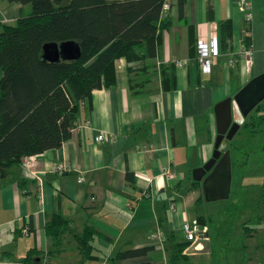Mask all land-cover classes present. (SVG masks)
Here are the masks:
<instances>
[{
	"label": "crops",
	"instance_id": "crops-1",
	"mask_svg": "<svg viewBox=\"0 0 264 264\" xmlns=\"http://www.w3.org/2000/svg\"><path fill=\"white\" fill-rule=\"evenodd\" d=\"M250 1L253 16L246 20L234 0H163L170 25L155 57L117 60L115 85L93 90L90 103L80 105L69 140L30 156L27 169L20 164L0 172V264H25L28 253L33 264H169L173 244L185 241L179 233L190 220L188 208L202 202L196 200L203 197L206 174L195 181L192 172L211 158L214 106L264 72V0ZM28 12V5L0 0V29ZM224 20L231 22L228 48L220 41ZM245 36L248 64L241 52ZM212 37L220 53L204 74L196 44ZM166 66L174 68V87L164 90L160 69ZM98 134L103 139L97 142ZM58 162L69 170L54 172ZM55 214L67 220L58 241L45 232ZM85 229L94 232L92 258L83 257L76 239ZM156 232L164 243L151 238ZM145 247L146 254L115 259L118 252ZM198 256L190 253L179 264L197 263Z\"/></svg>",
	"mask_w": 264,
	"mask_h": 264
},
{
	"label": "trees",
	"instance_id": "trees-1",
	"mask_svg": "<svg viewBox=\"0 0 264 264\" xmlns=\"http://www.w3.org/2000/svg\"><path fill=\"white\" fill-rule=\"evenodd\" d=\"M8 1L28 5L29 12L21 13L15 25L0 29V172L20 165L25 157L60 148L71 137L79 107L90 103L92 91L115 85V62L155 57L162 32L170 25L163 16V0ZM208 12L210 15V6ZM220 32L221 47H230L229 20L221 22ZM65 41L79 45L77 60L48 62L42 58L44 44ZM243 42L249 46V37ZM160 71L162 89L173 88L174 68L161 67ZM253 111L259 115L250 123L264 124V103ZM248 122L242 127L251 126ZM191 183L194 188L200 184ZM196 221L204 224L205 218L197 216ZM66 227L67 220L55 214L46 222L45 232L58 241ZM93 235L90 229L76 235L85 258H92ZM188 243L173 244L169 264L188 258ZM148 251V247L130 249L118 252L115 259ZM32 261L33 255L28 253L24 262Z\"/></svg>",
	"mask_w": 264,
	"mask_h": 264
},
{
	"label": "rangeland",
	"instance_id": "rangeland-1",
	"mask_svg": "<svg viewBox=\"0 0 264 264\" xmlns=\"http://www.w3.org/2000/svg\"><path fill=\"white\" fill-rule=\"evenodd\" d=\"M251 113L252 117L244 119L251 126L243 128V121L227 146L232 162L228 198L208 201L203 194L201 203L188 208V222H195L196 218L191 217L196 215L204 216V224L196 223L208 239V249L197 253L201 256L194 264H264V124L257 120L251 124V118L259 115ZM190 179L189 174L181 182V194L186 192ZM154 234L152 239L164 243L162 232ZM179 234L187 241L183 230ZM191 245L188 243L185 251Z\"/></svg>",
	"mask_w": 264,
	"mask_h": 264
},
{
	"label": "water",
	"instance_id": "water-1",
	"mask_svg": "<svg viewBox=\"0 0 264 264\" xmlns=\"http://www.w3.org/2000/svg\"><path fill=\"white\" fill-rule=\"evenodd\" d=\"M80 57L79 45L73 41L59 44L48 43L42 47V58L48 62L72 61ZM264 103V72L251 78L235 94L214 106L215 142L211 158L192 172L193 179L200 181L206 174L202 186L204 198L215 201L228 198L231 183V157L227 146L251 111ZM200 245L201 248H196ZM208 249L207 233L203 232L194 241L187 253H201Z\"/></svg>",
	"mask_w": 264,
	"mask_h": 264
},
{
	"label": "built area",
	"instance_id": "built-area-1",
	"mask_svg": "<svg viewBox=\"0 0 264 264\" xmlns=\"http://www.w3.org/2000/svg\"><path fill=\"white\" fill-rule=\"evenodd\" d=\"M237 7L244 13V17L246 20H250L253 16L251 11V1L250 0H234ZM168 5L166 2H163V9H166ZM242 55L244 57V60L246 64L249 63V58L251 55V47H243L242 49ZM220 53V46L219 41L216 37H212L209 42H205L202 40H199L196 44V57L200 64L201 71L204 74H208L210 72V66L212 62V58L219 55ZM103 139L102 134H98L95 137V141H101ZM30 157H25L22 162L21 166L24 169H27L30 166ZM69 166L65 162H58L52 166V170L57 173H63L69 170ZM163 174L167 176L168 178H172L174 175L169 169H164ZM79 182L84 181L83 175H80L78 178ZM182 230L186 235V239L189 242V244H193L194 241L198 238L200 234L203 233V231H199L197 227V223L195 222H188L187 220H184L182 223ZM152 238L155 237V234L151 236ZM164 241V240H163ZM200 248V245H197L196 248Z\"/></svg>",
	"mask_w": 264,
	"mask_h": 264
}]
</instances>
